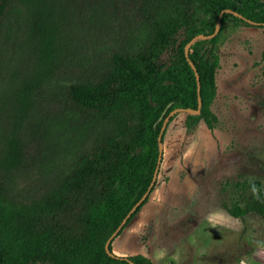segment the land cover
Instances as JSON below:
<instances>
[{
  "label": "trees",
  "instance_id": "1",
  "mask_svg": "<svg viewBox=\"0 0 264 264\" xmlns=\"http://www.w3.org/2000/svg\"><path fill=\"white\" fill-rule=\"evenodd\" d=\"M223 9L237 14L222 13L218 32L194 41L186 57V43L213 33ZM250 21L264 22V0H0V111L7 123L1 135L0 264H151L141 254L110 256L105 241L149 187L165 117L174 108H197L189 61L202 101L198 114L184 112L185 132L193 134L200 122L213 129L216 121L210 105L223 30L252 26ZM88 59L102 70L91 80L72 76L64 85L65 104L77 117L111 122L113 130L80 149L69 168L20 194L13 181L28 172L26 137L39 115V89L60 84L61 70L83 67ZM69 113L58 126L65 128ZM165 132L166 126L162 142ZM252 187L246 208L224 204L230 216L242 220L250 211L264 218V191L258 181Z\"/></svg>",
  "mask_w": 264,
  "mask_h": 264
},
{
  "label": "rangeland",
  "instance_id": "2",
  "mask_svg": "<svg viewBox=\"0 0 264 264\" xmlns=\"http://www.w3.org/2000/svg\"><path fill=\"white\" fill-rule=\"evenodd\" d=\"M217 53L213 129L200 122L187 134L184 112L166 125L156 186L111 241L116 255L141 254L151 264H264V218L249 211L241 220L224 208L232 203L246 208L255 194L253 182L264 191V27L228 25ZM82 65L61 70L60 84L43 85L37 93L39 115L26 137L28 172L13 181L20 194L69 168L80 149L114 128L77 117L65 104L64 85L72 76L91 80L102 70L95 59ZM66 109L75 121L64 128L58 124ZM6 126L0 111V158Z\"/></svg>",
  "mask_w": 264,
  "mask_h": 264
},
{
  "label": "water",
  "instance_id": "3",
  "mask_svg": "<svg viewBox=\"0 0 264 264\" xmlns=\"http://www.w3.org/2000/svg\"><path fill=\"white\" fill-rule=\"evenodd\" d=\"M224 12H233L229 9H223L220 14L218 15L217 18V23L215 26V30L213 31V33L209 34V35H205V34H198L196 36H194L189 42L186 43V45L184 46V53L185 56L188 57V53H189V47L190 45L196 41L197 39H206V38H210L213 37L219 29V22H220V18L222 13ZM234 14H237L236 12H233ZM253 25H264L263 23H257L254 21H250ZM190 62V65L192 66L194 72H195V77H196V92H197V99H198V105L196 109L193 108H174L173 110H171L168 115L165 117L162 127L160 129L159 135H158V142H159V155H158V160H157V164L155 167V170L153 172V176L151 179V182L149 184L148 189L146 190V192L141 196V198L132 206V208L129 210V212L126 214V216L123 218V220L120 222V224L116 227V229L110 234V236L107 238V240L105 241L104 244V248L107 254H109L110 256H116V254L110 249V243L113 240V238L118 234V232L123 228V226L126 224L127 219L129 218V216L132 214L133 211L136 210V208L145 200V198L147 197L150 188L152 187V185L155 183L156 178H157V174H158V168L160 165V161H161V156H162V141H161V136H162V132L167 124L168 119L170 118V116L174 115L177 112H189V113H194V114H198L201 110V106H202V101H201V97H200V81H199V75L196 72L195 66L194 64ZM131 264H134L133 262L130 261Z\"/></svg>",
  "mask_w": 264,
  "mask_h": 264
}]
</instances>
